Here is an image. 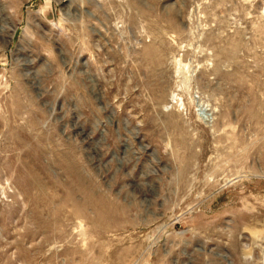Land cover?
<instances>
[{
    "label": "rangeland",
    "instance_id": "374dc122",
    "mask_svg": "<svg viewBox=\"0 0 264 264\" xmlns=\"http://www.w3.org/2000/svg\"><path fill=\"white\" fill-rule=\"evenodd\" d=\"M0 264H264V0H0Z\"/></svg>",
    "mask_w": 264,
    "mask_h": 264
},
{
    "label": "water",
    "instance_id": "95a60500",
    "mask_svg": "<svg viewBox=\"0 0 264 264\" xmlns=\"http://www.w3.org/2000/svg\"><path fill=\"white\" fill-rule=\"evenodd\" d=\"M48 13V12H47ZM47 15V14H46ZM48 15L50 16L48 19H52L53 17H52V15H51V13H48Z\"/></svg>",
    "mask_w": 264,
    "mask_h": 264
}]
</instances>
